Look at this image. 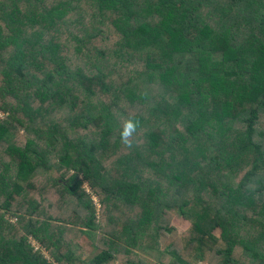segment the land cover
I'll return each mask as SVG.
<instances>
[{
	"label": "trees",
	"instance_id": "obj_1",
	"mask_svg": "<svg viewBox=\"0 0 264 264\" xmlns=\"http://www.w3.org/2000/svg\"><path fill=\"white\" fill-rule=\"evenodd\" d=\"M0 104V264H264V0H0Z\"/></svg>",
	"mask_w": 264,
	"mask_h": 264
},
{
	"label": "rangeland",
	"instance_id": "obj_2",
	"mask_svg": "<svg viewBox=\"0 0 264 264\" xmlns=\"http://www.w3.org/2000/svg\"><path fill=\"white\" fill-rule=\"evenodd\" d=\"M83 188L92 197V200H93V195H95L97 197V199H98V203L100 204V198L94 192H92L91 188L89 187V185L87 183L84 184ZM94 204H95V202H94ZM168 210H169V213L172 215L171 226L174 227V230L170 234L169 237H162V239H161L162 247H167L168 244H170L174 239H176L178 236H180L190 226V223L183 219V217L180 214L179 210H173V209H168ZM73 217H74V214L70 215L69 220H71ZM7 218L10 219L9 217H7ZM10 221L11 222H15V219L10 220ZM88 230L90 231V229H88ZM215 234H216V236L220 235L219 232H216ZM124 238H125V236H124ZM30 241H31L32 245L36 249L42 250V252L45 254V257L48 258V260L50 262H52V263L54 262V260L52 259L50 253L47 250L42 248V246L40 244H38L35 240L30 238ZM78 243L82 247V251H83L82 259H84L86 262L94 259L98 254L101 253V249L96 248L94 246V244L89 239H87L86 237L80 238ZM136 252H138V251L136 250ZM138 254L140 255V257L142 259H144L149 264H156L153 260H151L150 258L146 257L144 254H140V253H138ZM119 257L120 258L124 257L123 250L119 254ZM119 257H118V263L122 264V262H120L121 260H119ZM199 264H205V263L200 262Z\"/></svg>",
	"mask_w": 264,
	"mask_h": 264
},
{
	"label": "clouds",
	"instance_id": "obj_3",
	"mask_svg": "<svg viewBox=\"0 0 264 264\" xmlns=\"http://www.w3.org/2000/svg\"><path fill=\"white\" fill-rule=\"evenodd\" d=\"M141 128V122L134 117H126L122 120L120 127V142L125 147H134L135 137Z\"/></svg>",
	"mask_w": 264,
	"mask_h": 264
},
{
	"label": "built area",
	"instance_id": "obj_4",
	"mask_svg": "<svg viewBox=\"0 0 264 264\" xmlns=\"http://www.w3.org/2000/svg\"><path fill=\"white\" fill-rule=\"evenodd\" d=\"M0 106H1V105H0ZM4 116H5V114H4L3 111L0 109V119L3 118ZM93 200H94L96 206H97L98 208H101L100 204L98 203V199H97V197H96L95 195H93Z\"/></svg>",
	"mask_w": 264,
	"mask_h": 264
}]
</instances>
